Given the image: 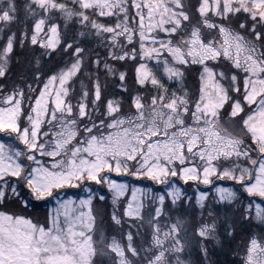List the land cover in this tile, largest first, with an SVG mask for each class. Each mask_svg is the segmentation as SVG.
Instances as JSON below:
<instances>
[{"label":"snow or ice","instance_id":"1","mask_svg":"<svg viewBox=\"0 0 264 264\" xmlns=\"http://www.w3.org/2000/svg\"><path fill=\"white\" fill-rule=\"evenodd\" d=\"M253 221L264 0H0V264H264Z\"/></svg>","mask_w":264,"mask_h":264},{"label":"trees","instance_id":"2","mask_svg":"<svg viewBox=\"0 0 264 264\" xmlns=\"http://www.w3.org/2000/svg\"><path fill=\"white\" fill-rule=\"evenodd\" d=\"M21 3H23V0H20ZM189 2L193 5H195L197 3V0H189ZM18 25H14L12 30L13 31H16L18 30ZM71 28V26H70ZM96 44V41H92L90 46H94ZM23 51V54L20 56V60H21V63H16V60L14 59L13 60V64H12V70L14 73H20V72H23L25 70V68L27 67V64L29 61H32L33 60V57L34 55H38V53L34 54L31 49H27V50H22ZM56 61H53V64H55ZM175 87H179V85H174ZM185 86L186 88L189 90V91H195L196 87H197V84H196V80L194 77H189L186 81H185ZM142 95L144 93H141ZM188 185H184L185 189L188 191V193L190 195H194V189H192V187H187ZM225 186H229V184H225ZM201 189L202 190H207L204 188L203 185H201ZM192 191V192H191ZM106 207L109 209L110 206H107L106 204ZM213 208L215 209H219L220 206L218 205H212ZM104 220H105V224H104V228L106 233H107V228H109L110 226V229H112V226L110 225L109 223V211H104ZM196 215L198 216L199 215V209L197 208L196 209ZM206 215V213H205ZM148 230V229H147ZM253 232H257V233H260V232H264V225H261L259 224L258 222H255L253 221L251 223V225H249L246 230H245V234L246 236H250L252 235ZM149 239H150V236H149V230H148V233L145 234L143 237H141V239L138 241V243H143L145 246L147 245V243L149 242ZM244 239V236H241L239 237L232 245V248L235 249L237 247V245H239L241 243V240ZM217 257H213V259H216ZM220 259H226V260H229V261H236L238 260L239 258L232 255L231 252H229L227 255H224V254H220L219 256Z\"/></svg>","mask_w":264,"mask_h":264},{"label":"rangeland","instance_id":"3","mask_svg":"<svg viewBox=\"0 0 264 264\" xmlns=\"http://www.w3.org/2000/svg\"><path fill=\"white\" fill-rule=\"evenodd\" d=\"M190 184L192 183V182H189ZM141 186H143V185H141ZM160 186H156V188H159ZM188 187V186H187ZM192 189H194V186L192 187ZM73 191H77V190H73ZM192 192V191H191ZM109 196H110V194H109ZM257 202H260L259 201V198H257ZM107 206H110L109 207V209L106 207V205H104L103 206V211H106V209H107V211H109V214H110V212H111V200H110V198H109V202L107 203ZM105 213V212H104ZM106 229V228H105ZM141 233H142V236L141 237H143L145 234H147L148 233V230H147V228L145 227V228H143V229H141ZM106 235L107 236H109V237H111V236H113V235H116L117 236V238L119 239V230L118 229H116V228H114V227H112V229H110V226H109V228H107V233H106ZM141 239V238H140Z\"/></svg>","mask_w":264,"mask_h":264}]
</instances>
